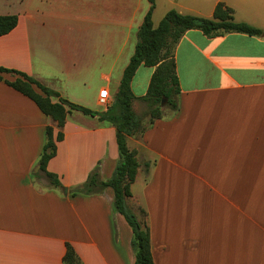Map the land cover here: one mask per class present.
Instances as JSON below:
<instances>
[{"label": "crops", "instance_id": "0c3cea01", "mask_svg": "<svg viewBox=\"0 0 264 264\" xmlns=\"http://www.w3.org/2000/svg\"><path fill=\"white\" fill-rule=\"evenodd\" d=\"M158 1L155 27L172 9L212 18L222 2L237 22L264 33V0H212L195 8L172 2L160 16ZM149 10V0H0V16L19 19L0 37V68L27 74L73 104L104 112ZM175 60L179 111L157 120L141 138L128 139L140 162L132 199L148 212L154 262L264 264V36L208 38L189 30ZM154 72L146 66L137 70L132 81L137 98L147 94ZM2 77L0 264H65L67 244L83 264H135L133 231L115 209L113 189L72 193L95 170L103 180L113 177L120 161L116 128L72 111L59 129L7 84L19 76ZM105 89L108 108L100 104ZM48 127L55 140L59 133L63 139L47 170L67 195L49 187L39 172Z\"/></svg>", "mask_w": 264, "mask_h": 264}, {"label": "trees", "instance_id": "16d2710c", "mask_svg": "<svg viewBox=\"0 0 264 264\" xmlns=\"http://www.w3.org/2000/svg\"><path fill=\"white\" fill-rule=\"evenodd\" d=\"M149 1L150 10L139 29L135 53L124 71L113 103L104 112H94L73 104L27 74L0 68V81L3 80V73H13L19 76L15 82H7V84L33 100L47 117L57 123L59 129L65 126L67 116L72 111L98 116L102 121H108L116 128L120 161L113 177L103 180L100 172L95 170L87 181L74 188L72 193L74 195H95L103 193L107 188L113 189L115 209L125 217L133 231L132 246L136 255L135 264H155V262L148 212L143 207L137 208L135 211L129 205V201L133 197L132 187L137 180L140 162L138 151L129 148L128 139L130 137L141 138L154 126L157 120L172 117L179 111L181 86L175 60V51L179 42L189 30H199L208 38L231 33L249 36H262L263 34V31L256 27L237 22L234 10L222 2L217 4L212 18L183 15L172 9L155 27L153 12L157 0ZM18 21L17 16H0V37L11 33L17 27ZM141 66L153 67L155 72L152 75L147 94L142 98H137L132 90V81ZM54 99H58V102H54ZM163 99L167 100L165 106H162ZM137 101L148 107L144 116L138 115L134 109V104ZM62 139L63 135L59 133L55 140L54 129L48 127L46 143L38 162L39 172L44 173L49 187L58 189H63V186L59 178L47 170V166L56 156L57 141ZM64 263L83 264L69 244H67Z\"/></svg>", "mask_w": 264, "mask_h": 264}, {"label": "rangeland", "instance_id": "374dc122", "mask_svg": "<svg viewBox=\"0 0 264 264\" xmlns=\"http://www.w3.org/2000/svg\"><path fill=\"white\" fill-rule=\"evenodd\" d=\"M172 2H175L176 7L178 4H182V5H186L192 8H195L196 5L200 4V3H209L212 2V0H160L158 1V16H160L162 14V12L170 6V4ZM170 3V4H169ZM157 4V1H156ZM178 8V7H177ZM177 10V9H175ZM178 11V10H177ZM168 13V12H167ZM190 15H194V14H190ZM197 15V14H196ZM195 16V15H194ZM156 26V25H155ZM148 107L146 106V104L144 103H139V105H137L135 107V111L138 115L140 116H144V114L147 112ZM129 205L135 210L137 211V208L143 207L142 204H140L139 202H135L134 199H131L129 201Z\"/></svg>", "mask_w": 264, "mask_h": 264}, {"label": "built area", "instance_id": "2783aa9c", "mask_svg": "<svg viewBox=\"0 0 264 264\" xmlns=\"http://www.w3.org/2000/svg\"><path fill=\"white\" fill-rule=\"evenodd\" d=\"M109 92L107 89L101 91L100 93V104L103 106V107H106L108 108L109 107Z\"/></svg>", "mask_w": 264, "mask_h": 264}, {"label": "water", "instance_id": "95a60500", "mask_svg": "<svg viewBox=\"0 0 264 264\" xmlns=\"http://www.w3.org/2000/svg\"><path fill=\"white\" fill-rule=\"evenodd\" d=\"M263 36H264V33H263ZM166 102H167V100H166V99H163V100H162V106H165ZM37 170H38V168H37ZM63 193H64L65 195H67V193H68L67 188H64V189H63Z\"/></svg>", "mask_w": 264, "mask_h": 264}]
</instances>
